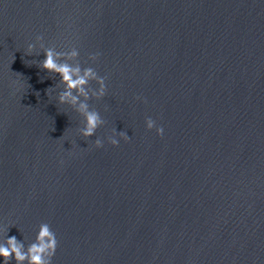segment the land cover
<instances>
[{
  "label": "water",
  "instance_id": "95a60500",
  "mask_svg": "<svg viewBox=\"0 0 264 264\" xmlns=\"http://www.w3.org/2000/svg\"><path fill=\"white\" fill-rule=\"evenodd\" d=\"M0 264H264V0H0Z\"/></svg>",
  "mask_w": 264,
  "mask_h": 264
}]
</instances>
